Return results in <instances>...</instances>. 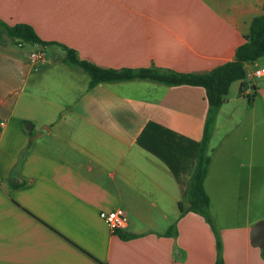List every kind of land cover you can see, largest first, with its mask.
<instances>
[{
	"label": "crops",
	"instance_id": "crops-1",
	"mask_svg": "<svg viewBox=\"0 0 264 264\" xmlns=\"http://www.w3.org/2000/svg\"><path fill=\"white\" fill-rule=\"evenodd\" d=\"M262 14L264 0H0L1 21L117 69L210 71L235 58ZM0 28V264H215L213 229L179 207L204 135L205 88H89L59 45L35 70L34 46L9 47ZM246 68H264V56ZM246 82L231 84L218 112L205 180L224 264H264L251 242L264 219V76L243 95ZM117 208L128 225L113 232L100 212Z\"/></svg>",
	"mask_w": 264,
	"mask_h": 264
},
{
	"label": "trees",
	"instance_id": "trees-1",
	"mask_svg": "<svg viewBox=\"0 0 264 264\" xmlns=\"http://www.w3.org/2000/svg\"><path fill=\"white\" fill-rule=\"evenodd\" d=\"M12 38L22 44L47 47L59 45L65 52L63 61L74 68L86 72L89 77V88L101 82H116L122 80L147 79L168 85L202 86L207 93L209 110L201 146L199 148L196 166L189 183L185 200L179 202L181 214L195 213L202 216L213 229L217 240V259L215 264H224L223 244L219 230L210 213L211 200L205 188V180L211 163L212 150L210 140L216 124V118L225 97L233 82L243 80L247 75L246 65L264 56V14L256 16L250 26L249 36L245 43L236 49L235 58L218 65L206 72H181L161 67L140 68H106L81 58L78 52L67 45L43 40L28 23L9 25L0 20ZM176 225L169 229V234H176ZM130 237V236H128Z\"/></svg>",
	"mask_w": 264,
	"mask_h": 264
},
{
	"label": "built area",
	"instance_id": "built-area-1",
	"mask_svg": "<svg viewBox=\"0 0 264 264\" xmlns=\"http://www.w3.org/2000/svg\"><path fill=\"white\" fill-rule=\"evenodd\" d=\"M47 60V53L45 47L34 46L29 52V62L31 66L38 70L39 66L45 63ZM264 76V68H255L247 71L245 80L249 82L251 78ZM245 83L243 95L249 94L250 87L248 83ZM100 217L110 227L113 232L117 230L125 229L128 225V217L124 209L117 208L110 211H101Z\"/></svg>",
	"mask_w": 264,
	"mask_h": 264
},
{
	"label": "water",
	"instance_id": "water-1",
	"mask_svg": "<svg viewBox=\"0 0 264 264\" xmlns=\"http://www.w3.org/2000/svg\"><path fill=\"white\" fill-rule=\"evenodd\" d=\"M251 242L264 249V219L257 221L251 230Z\"/></svg>",
	"mask_w": 264,
	"mask_h": 264
},
{
	"label": "rangeland",
	"instance_id": "rangeland-1",
	"mask_svg": "<svg viewBox=\"0 0 264 264\" xmlns=\"http://www.w3.org/2000/svg\"><path fill=\"white\" fill-rule=\"evenodd\" d=\"M2 29L0 28V38H3V39H7V36L6 34L2 33L1 31ZM9 47H12V48H17V39H14V38H11L8 40V44H7ZM24 47H25V50H29L32 46L30 44H25L24 43ZM52 52H53V49L52 48H47V54L48 56L51 57L52 55ZM226 130V126L224 124L220 125V130H219V133L221 134L222 132H224Z\"/></svg>",
	"mask_w": 264,
	"mask_h": 264
}]
</instances>
